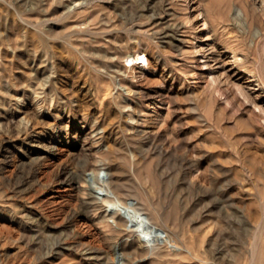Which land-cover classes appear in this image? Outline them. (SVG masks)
Returning a JSON list of instances; mask_svg holds the SVG:
<instances>
[{
	"label": "rangeland",
	"instance_id": "obj_1",
	"mask_svg": "<svg viewBox=\"0 0 264 264\" xmlns=\"http://www.w3.org/2000/svg\"><path fill=\"white\" fill-rule=\"evenodd\" d=\"M234 54L263 86L264 0H0V264H264Z\"/></svg>",
	"mask_w": 264,
	"mask_h": 264
},
{
	"label": "bare ground",
	"instance_id": "obj_2",
	"mask_svg": "<svg viewBox=\"0 0 264 264\" xmlns=\"http://www.w3.org/2000/svg\"><path fill=\"white\" fill-rule=\"evenodd\" d=\"M257 7H258V5H257ZM209 49H211V48H209ZM214 50V49H213ZM207 57H208V55H207ZM236 57V60H235V62H234V60H233V62H234V64H236L238 67L237 68H239V70L237 71V72H235V71H232V69L231 68H225V67H223L222 68V71H221V74H222V78H223V81H225V82H229V83H231L232 85H234V86H236V88H238V89H242L243 87H242V85H241V83H238L237 82V78L238 77H236L237 76V74L239 73V72H245L246 74H247V78H246V81L245 82H247V84H245V85H249V84H251V83H253V82H255V84L256 85H258L260 88H262L263 86H262V83L260 82V80H259V78H257V76L254 74V73H252L251 71H248V70H246L245 68H243L242 66V64L240 63V60L238 61V57H237V55H235L234 54V58ZM213 59V58H212ZM229 59V58H228ZM241 59H242V57H241ZM221 74H220V76H221ZM217 75V74H216ZM219 76V77H220ZM250 82V83H249ZM247 89V88H246ZM257 99V98H256ZM253 105H254V108H258V111H260V112H263L264 113V105L263 104H261V103H259V100L258 101H255V100H253ZM256 130V129H255ZM245 228V227H244ZM207 232V231H206ZM210 242V241H209ZM254 243V242H253ZM209 244V243H208ZM100 254V253H99ZM92 259V258H91ZM199 260V259H198Z\"/></svg>",
	"mask_w": 264,
	"mask_h": 264
}]
</instances>
